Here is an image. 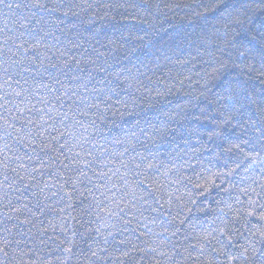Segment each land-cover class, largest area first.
I'll return each instance as SVG.
<instances>
[{
  "label": "trees",
  "instance_id": "16d2710c",
  "mask_svg": "<svg viewBox=\"0 0 264 264\" xmlns=\"http://www.w3.org/2000/svg\"><path fill=\"white\" fill-rule=\"evenodd\" d=\"M206 2L0 3V264H264V8Z\"/></svg>",
  "mask_w": 264,
  "mask_h": 264
},
{
  "label": "snow or ice",
  "instance_id": "6c2138e0",
  "mask_svg": "<svg viewBox=\"0 0 264 264\" xmlns=\"http://www.w3.org/2000/svg\"><path fill=\"white\" fill-rule=\"evenodd\" d=\"M0 3H3V0H0ZM42 7L43 5H37ZM200 7L203 8V12H197L195 15L200 16L203 15L204 13H210L214 9H217L221 6H224L225 10L224 12L221 13V18L224 20V28L225 30H233L231 29V25H243L245 18L247 15L251 12L254 11L255 9L252 7L251 0H248L247 3H240L237 5H224V0H215V2H212V0H208L206 3H202L199 5ZM229 7H231V11H229ZM256 7L258 8H264V0L257 5ZM207 117H205L206 119ZM154 132H158L159 129H153ZM259 131V130H258ZM145 135H148L147 132L144 133ZM214 133H209V135H213ZM264 138V133H262V137ZM243 143L247 144L248 141L245 140ZM232 147L239 148V145H232ZM240 151H243V149H240ZM261 236L264 237V233H261ZM122 243V242H121ZM68 251V249H66ZM255 254V253H253ZM95 255V253H93ZM126 255V253H125Z\"/></svg>",
  "mask_w": 264,
  "mask_h": 264
}]
</instances>
